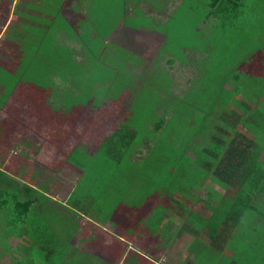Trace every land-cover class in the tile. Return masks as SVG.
Returning <instances> with one entry per match:
<instances>
[{"label": "trees", "instance_id": "1", "mask_svg": "<svg viewBox=\"0 0 264 264\" xmlns=\"http://www.w3.org/2000/svg\"><path fill=\"white\" fill-rule=\"evenodd\" d=\"M52 1L50 0L52 3L47 12L53 16V19L44 20L48 28L45 32L41 30L40 33H33L29 39L28 69L31 77L22 78L21 80L25 83L18 84L15 95L11 97L19 101L27 100L24 103L34 106L37 96L46 107H53L55 111L62 112L64 109L66 113L81 112L84 116L92 112L94 115L89 124L97 123V125L91 128L103 130L106 121L112 116L116 102L123 94V87H126L133 79L129 71L121 72L117 64H115L116 69L110 68L109 60L104 58L105 53L119 55V52L123 51L114 44L105 43V39L118 24V22L114 25L106 23L109 13L115 9V4L119 5L117 10L121 22L127 26L125 0H98V2L77 0V4L73 5L74 15H69L70 21L60 16L59 7L63 2ZM241 1L211 0L209 2L208 0L206 6L214 11L215 8L221 9V5L226 4L236 10ZM81 8L85 9V12L82 13ZM169 16L168 18L171 17ZM210 19L204 15V21L201 22L202 29L199 32L193 29L194 32L199 35L204 29L208 30L212 23ZM208 20L211 22L209 23ZM194 27L197 28L198 25ZM58 31H62L70 41L76 42L81 47L83 59L80 63L73 60L72 49L63 43H57L55 32ZM20 37L19 34L17 38L20 39ZM252 45L255 47L249 49L253 52L248 53L246 49L231 67L215 64L217 78H214L215 75L208 70L209 66L206 67L203 63L201 69H198L205 78H199L198 74V84L193 85L186 93L187 95L172 96L174 109L171 115L167 112L168 104L165 98L155 91L153 94L145 95L141 92L136 93L127 114L118 119L119 126L107 143L109 167L116 169L123 179L125 177L130 183L138 184L143 198L149 196L153 198L151 192L160 181H165L164 187L169 188L167 181L173 176L177 177L178 187L184 185L194 192L193 196H187V201L200 203L206 209L215 208L211 213V225L214 226L211 230L213 231L212 246L216 251L226 248L237 250V242L228 246L229 234L236 228L240 218L247 217L249 212L254 210L253 207L256 210L259 209L256 203H264V195L255 197L254 193V188L264 189V158L260 156L264 147L256 148V135L260 132L264 133V57L260 59L258 52L264 51L262 49L264 38L261 42L252 40ZM253 57H255L254 63L251 62ZM210 60L208 58L205 64L210 63ZM2 66L6 67L4 64ZM16 68V71L22 75L21 69ZM6 69L9 72L12 71L8 67ZM97 71L102 73L97 75L95 74ZM104 72L116 75L114 78H106ZM54 74L59 75L63 80L69 77L70 86L79 91V94L74 95L69 91H64L61 95L53 94L56 87L52 84L51 77ZM122 74H126L124 77L126 79L123 80L124 82L121 81L123 85L120 89L116 79L117 75L123 78ZM156 79L162 85L164 82L161 80L165 78ZM257 79L262 81L259 80L258 83ZM249 85L251 87L256 85L255 90H262L253 97V92L250 94L244 89L249 88ZM145 86L149 84L142 85L140 90ZM162 90L164 95L167 94L168 90L165 88ZM52 94L59 100L49 102L48 97ZM256 100L255 105L253 101ZM69 122H72L71 118ZM237 124H241L247 132L253 134L254 139L249 140L246 134L238 133ZM181 125L183 128H180ZM0 131H2L1 128ZM147 141L150 145L148 151L143 154L141 150ZM29 142L26 139L27 148H31V142ZM55 146L58 148V145L55 144ZM135 150L142 153L143 157L132 161ZM25 156L28 157L27 154ZM13 158L12 160H16V157ZM35 176L36 174L33 173L32 177ZM187 177L184 183L183 178ZM210 183L214 184V188ZM216 188L226 193H219ZM157 191H159L158 188ZM41 192L25 183L18 185L11 173L0 170V248L5 252L10 251L11 260L17 264L66 263L63 256L69 247L68 244L64 243L63 246L60 244L62 233L58 231L56 222L51 220L50 214L53 217L55 215L51 211V206L47 205L54 200ZM174 193L183 194L186 197V193L180 189ZM228 195H231L229 198L231 202L227 204L221 202L222 210H220L215 202L222 201L223 196ZM127 199L128 194H124V200ZM67 203L77 205L74 204L72 196L68 198ZM243 206L247 208L246 211L242 208ZM263 207H261L262 211ZM188 214V222L192 226L198 228L203 225L204 220L197 213L190 210ZM213 220H217L216 228ZM256 225H260L257 230H260L258 234L261 235H259L260 239L255 238L253 242L264 243V223L256 222ZM21 231L28 236V239L21 238L19 245L13 247L15 253L19 254L15 257L12 253L13 248L10 249L4 241L12 235L20 236ZM214 240H219L217 243L219 247ZM22 243L25 245L22 246ZM197 244L199 243L195 242L196 246ZM244 245L247 247V243ZM235 263L236 258L231 256L227 264Z\"/></svg>", "mask_w": 264, "mask_h": 264}, {"label": "rangeland", "instance_id": "2", "mask_svg": "<svg viewBox=\"0 0 264 264\" xmlns=\"http://www.w3.org/2000/svg\"><path fill=\"white\" fill-rule=\"evenodd\" d=\"M91 1L98 2V0ZM91 1H89V3ZM210 1L211 0H209V2ZM52 2H50V0H3V3L0 5V61L12 71L14 70L13 67H15V64L13 65L12 63L18 65L17 67L21 69L22 75H17L16 78H19L18 76L25 79L31 77L28 69L30 63V61H28V57L30 56V50H28L30 46L29 39L33 36V33H40L41 30L45 32L48 28L44 20H52L53 17L51 18L50 14L43 11L49 9L51 7L50 3ZM62 2L60 9L64 6V8H62L64 10V17L71 20L67 12L70 13L72 11L73 5L77 4V0H62ZM206 3H208V0H127L126 17H128V19L125 18L127 26L123 25L121 22L122 20L117 10L119 5H114L115 9L109 13L106 23L114 25L118 22V24L117 26L115 25L113 32L105 39V43L114 44L123 51L118 50L121 51L119 55L115 53V55L105 53L104 58L109 60L108 63L111 66L110 68L116 69L115 64H117V67L120 66L121 72L127 73L129 71L133 79L126 87H123V94L116 102L112 116L106 121L103 130H94V128H91L97 125V123H92V125L89 124L90 119L94 115L92 112L90 115L84 116L81 112L73 113L72 111L71 113H66L64 109L62 112L61 110L55 111L53 107H45V103L41 105L40 97L36 100V105L34 107L26 106V109L22 108L20 110V115L16 116L17 119L13 118L10 115L11 112H9L14 106L13 103L16 102L15 98L10 96L9 100H6V102L4 101L5 104L3 107L0 106V122L3 123L0 125L2 130L0 134L2 135L0 136V169L3 168L5 159L11 155L14 156L15 153L19 156L18 152L23 151L22 148L24 146L14 143V139L11 140L4 137V135L7 134L6 130L9 131L10 128H14V125L17 124L18 130L20 133L22 132L20 136L24 137L26 134L29 135V138H27L30 141H35V144H38V149L36 152L32 153L29 161L22 160L15 163L17 164L16 166L11 164L9 171L10 173H14V179L18 185L23 183L25 179V177H23V168L27 166L31 167L36 174L33 179L32 173L31 177L28 178L32 181L31 185L37 186L38 184H42L40 182H45L48 178L58 181V183H56V181H51L50 183L52 184H50L49 187L52 188L50 189V196L53 199H59L61 203H57V205L61 209L56 210L52 207L51 211L55 216L53 217L50 214V217L51 220L56 222V227L60 234L62 233L64 235L67 233V227L69 228L72 220H75L74 224L77 228H80L79 233L81 229L84 228L80 224V218L75 219L79 216L76 214L78 211L76 209L72 210L71 207L74 206L71 203H65L64 196L66 184H68L71 179L77 182L82 176V179L72 195V200L77 201L76 204L85 202V199L89 201V204L86 205L88 210L83 212L79 211L82 218H87V220H92L93 222L96 220L104 225L108 222L112 224H121L125 222L123 225L125 229L127 228L126 231L128 234L131 233V230L126 226L142 222L145 223L149 231H154L157 227L160 238L173 236V232L171 231L173 228H176L179 222V209L185 206L183 203L187 202V196H193L194 192L190 191V189L184 185L178 187L176 181L177 177L171 176L169 178L170 180L167 181L170 185L169 188L168 186L164 187V185H166L165 181H160L157 187L151 192L152 197L155 199L151 198V196L143 198L138 184L130 183L125 177L123 179L117 173L116 169L113 170L114 168L109 167L110 159L107 152V143L119 126L118 119L120 117L123 118L124 114H127L131 105V100L136 93L141 92V94L145 95L146 93L153 94L155 91V93L165 98L168 104L167 112L171 115L174 109L172 107L174 103L172 96L176 95L183 97L193 85L198 84V74L200 75L199 78H205L201 75V71L199 70L203 63L206 67L209 66L208 70L211 71L212 75H215V64L231 67L240 54L245 53L246 49H248V53L253 52L249 49L255 47V45H252V40H254V42H261L264 38V0H242L240 6L237 7L236 10L226 6L223 2L222 4L224 5H221V9L215 8L214 11H212L209 10ZM25 4L31 9L40 11V13L27 11L28 8L25 7ZM98 5L106 6L105 4ZM174 7L175 11H173ZM172 11L173 15L170 14ZM107 12H109V10ZM28 14L29 16L27 17L26 15ZM23 15L26 17H23ZM204 15L211 18L210 20H212V23L209 25L210 28H208V30L204 29L198 35L193 29L197 32L202 29L203 24L201 22L204 21ZM168 16L170 18H168ZM210 20H208L209 23L211 22ZM57 24H60L59 20ZM195 25H198V27L195 28ZM19 34L21 36L20 39L17 38ZM56 38L58 40L57 43H63L72 49V58L75 62L80 63L82 61L81 47L77 45L76 42L70 41L67 36L60 31L56 32ZM262 49H264V47ZM258 52L260 59H262L261 57H264V51ZM252 56L253 55H251V57ZM208 58L211 59L210 63L205 64ZM254 58L255 57L252 58L251 62L254 61ZM6 67L0 64V75L2 76L1 78L10 80V76L2 75V72L4 73L7 70ZM100 73H102V71H97L95 74L100 75ZM97 75H95V77H97ZM104 75L106 78H114L116 74H107V72H104ZM122 75H124L123 78L121 75H117L118 78L116 79L120 89L122 88L123 80L126 79L124 78L126 74ZM215 77L216 75L214 78ZM1 78L0 95L9 88ZM156 78H165L161 80L164 83L161 85L160 81ZM259 80L260 79H257L258 83ZM10 81L12 82L11 88H13V86L15 87L14 80ZM68 81L69 77L63 80L59 75L54 74L51 77V82L54 87H56L53 94L56 93V95H61L64 91L72 92L74 95L79 94V91L70 86ZM143 82H145V84H143ZM147 84H149V86H145L140 90L142 85ZM257 85L259 86V84ZM162 86L165 90H168L165 95L163 94L162 89L164 88ZM255 87L256 85L254 87L249 85V88L245 87L244 89L248 90L250 94L253 92L252 95L254 97L257 96L255 95L256 93L262 90H255ZM53 94L48 97L49 102L59 100V98H56V95L54 96ZM0 97H2L0 98L1 104L3 96ZM110 99L111 98H109V100ZM12 100L15 101L12 102ZM25 102H27V100H25ZM253 102H255V105L257 104V100ZM163 108L165 107L163 106ZM13 111L16 112L14 109ZM61 117L62 121H60ZM70 118L74 123L69 122ZM180 128H183V126L181 125ZM4 129H6L5 132H3ZM236 129L238 133L246 134L249 140L254 139L253 134L247 132L241 124H237ZM10 132L15 133V129H10ZM256 136V148L264 147V133L260 132ZM16 140L17 138H15V141ZM55 144L58 145V148ZM149 145V141L143 145L141 150L143 154L148 151ZM42 146L44 147L41 150ZM50 146H52V148ZM82 150L83 152H81ZM142 153L140 154V152H136L135 150L131 160L134 161L137 158H142ZM260 156L264 158V151H262ZM183 179L185 183L188 177ZM59 182L63 185L60 190L61 193L56 195L55 192L59 190ZM210 185L214 188V184L210 183ZM90 186L96 189V194L94 196H91L89 191L85 193L86 188L88 187L90 189ZM157 188L159 191H157ZM177 189L186 193V197H184L183 194L179 195L178 193H174ZM216 189L221 193H226L224 190H220V188ZM102 190V194H98V192ZM82 193L86 196H82ZM254 193L255 197L264 195V189L258 188L256 190L254 188ZM124 194H128L127 200H124ZM212 194L208 195L212 196ZM230 197L231 195L223 196L224 199L222 201L217 200L215 204H218L219 209L222 210V208H220L222 206L221 202L223 204L231 202L229 199ZM151 202L153 203V213L148 214L152 212V209L149 208V203ZM194 204H197V202ZM256 204L259 205L256 206L259 209L256 210L254 207V210L250 209L249 215L243 219L240 218L236 228L228 236L230 243L228 246L237 242V250L226 248L224 250L214 251L213 249H207L205 246L206 241L203 240L199 242V247L193 249L195 262L197 264H227L229 260H231V256H234L236 258L235 264H264V243L253 242L255 238L260 239L259 235L261 234H258L260 230H257L260 225H256V222L260 224L261 222L264 223V210H261L264 203ZM145 205H149L147 209H143ZM196 207L198 208V205H196ZM242 208H244V211L247 210L244 206ZM214 210L215 208L212 209L209 207V209H205L203 213L209 216ZM172 219H175V221ZM170 221L173 223L177 222V224L171 226V231L169 227ZM189 226L190 228H188L187 231L190 232V236L196 241V231H192L196 230V228L190 223ZM118 229L119 227L115 229L116 233H118ZM96 233L97 231L94 229H91L89 232L90 236L88 241L93 242L94 245H96V241L100 239L96 238L100 233ZM178 233L180 235H188L185 233L184 228H179ZM68 234L70 235L69 232ZM72 237L73 242H71V245L75 246L77 243L78 246L79 241L77 239L75 240L76 232L71 238ZM21 238H23V236L17 237L16 239L11 236L4 241V244L11 249L19 245ZM245 243H247V247L244 245ZM22 244V246L25 245V243ZM136 245H139L138 242H136ZM14 249L15 248H13V250ZM169 249L172 253L178 254V252H180L179 248L176 251H172V249H175L171 247ZM74 251L75 250L70 246L67 252L71 254V252ZM7 253H10V251ZM12 253H14L15 257L17 256L15 250L12 251ZM68 254H66L65 257L70 264L73 262L74 264L79 263L75 258L71 259L70 256L67 257ZM73 255L77 254L74 252ZM172 260L174 261V259ZM10 261V255L6 254L5 250L1 249L0 264H6V262L9 264ZM80 263L88 264L85 260L80 261Z\"/></svg>", "mask_w": 264, "mask_h": 264}, {"label": "crops", "instance_id": "3", "mask_svg": "<svg viewBox=\"0 0 264 264\" xmlns=\"http://www.w3.org/2000/svg\"><path fill=\"white\" fill-rule=\"evenodd\" d=\"M60 2H62V0H60ZM1 3H3V0L0 1V5H1ZM126 5H127V0H125V7H126ZM25 7L28 8L27 11H34L38 14L40 13V11L29 8V6H27L26 4H25ZM62 8H64V6L61 7V9L59 7L60 16L64 17V12H63L64 10ZM47 10L48 9H46L43 12L46 13ZM81 12L82 13L85 12V9L81 8ZM47 14H50V13L47 12ZM67 14L68 15H74L73 8H72V11L70 13L67 12ZM26 16L28 17L29 14ZM26 16L23 15V17H26ZM52 17L53 16L51 15V18ZM60 32H62V31H60ZM15 58H16V56H15ZM0 64L2 65V61H0ZM12 64L13 65L15 64L14 70L11 72H9V70H6L4 73L2 72V75L10 76L11 77L10 80H14L15 87L13 86V88H11L12 82L7 78H4V79L1 78L2 76L0 75L1 80L4 83H6L7 87H9V88H7L6 91H3L0 95V96H3V101L0 104L1 107H3L6 100H9L10 96L15 95L16 86L20 83L21 84L25 83V81L21 80L22 78H20V76H18L19 78H16L17 75H21V74H19L18 71H16L17 70V68H16L17 64L16 63H12ZM0 98H2V97H0ZM37 99H38V97L36 96L35 101H34L35 105H36ZM15 100H16V98H15ZM15 100H12V102ZM24 102L25 101L16 100V102L13 103L14 106L9 111V112H11L10 115L13 118L17 119L16 116L20 115V110L22 108L26 109V106H32V105H30L28 103H24ZM40 104L41 105L44 104V102L41 101V99H40ZM34 106H32V107H34ZM13 109L16 112H14ZM6 129H4L3 132H5ZM10 129L11 130L15 129V133H8L9 131L6 130L7 134H5L4 137L11 139V140L14 139V143H16L20 146H24V147L22 148L23 151L18 152L19 156H17L16 155L17 153H15L14 156L11 155L7 159L4 160L3 168H1L0 170H6V172H9V173H10L9 170L11 168L10 167L11 164L12 165L14 164L16 166L17 164H15V163L20 162L22 160L29 161L32 153L36 152L38 149V144H35V141H30L28 139L29 135L24 134L25 135L24 137L20 136V134L22 132L20 133V131L18 130L17 124L14 125V128L12 127ZM1 132L2 131H0V134H1ZM0 136H2V135H0ZM15 138H17L16 141H15ZM26 139H27V141L29 140L31 142V148L26 147V143H25ZM43 147L44 146L41 147V150L43 149ZM50 147L52 148V146H50ZM81 152H83V150ZM22 153H23V155H22ZM26 154L28 157L25 156ZM13 157H16L15 158L16 160H12V159H14ZM31 173L32 174L34 173V170L31 167L27 166L26 168L25 167L23 168V175H24L23 177H25L23 183L37 188V190L42 191L47 197L54 200L53 202H48L50 204H47V205L51 206V209H52V207L56 210L61 209L57 205V203H59V204L61 203V202H59V199H53L50 196L51 195L50 189H52L51 187H49V185L52 184L50 182L51 181L54 182L56 180L48 178V180L45 181L46 183L40 182L42 184H38L37 186H34V185H31L32 181H30V179H28L31 177ZM11 174L13 175V177L15 176L14 173H11ZM32 179H33V177H32ZM81 179H82V176H81L80 180ZM80 180H78L76 182L74 179H71L70 182L68 184H66V192L64 195L65 196V203H67L68 198L73 195V193H74L77 185L79 184ZM59 181H61V180H59ZM56 183H58V181H56ZM62 185L63 184H61L59 182V184H58L59 190L56 189L57 190L55 192L56 195L61 193L60 190H61ZM39 186H40V188H39ZM101 187H103V186H101ZM101 187H100V189H101ZM87 191H89L91 193V196H94L96 194L95 187L92 188V186H90V189L87 187L85 190V193H87ZM217 191H219V190H217ZM102 192H103V190L99 191L98 194H102ZM219 193H221V192L219 191ZM82 196H86V195L84 193H82ZM76 203H77V201H75V204ZM194 203L195 202H189V201H187L186 203H183V204H185V206H183L181 209H179L180 212L178 215V217H179L178 224H177V222L173 223L170 221L171 222L169 225L170 231L172 228L171 226L177 224L176 228L175 229L173 228V230L171 231V232H173V236L160 238L158 235L159 232H158L157 227L154 229V231L153 230L149 231L148 227L145 226V223H142V222H137L136 224H132V225L127 224L128 226H126V227H128L131 230V233L128 234L126 231L127 228L125 229L124 225H123V224H125V222H122L121 224L120 223L119 224H112V223L108 222L107 224L104 225V224H102L96 220L93 222L92 220H87V218H82V215L80 214L79 211L83 212V211L88 210L86 208V205L89 204V201L85 199V202H81L80 204L73 205L74 207H71L72 210L76 209L78 211V212H76V214H78L79 216L76 217L75 219L80 218V224H81V226L84 227L80 231L81 234L79 233L80 228H77L76 225L74 224L75 220L74 221L72 220L70 225H69V228L67 227V233H65L66 235L62 234L59 242L62 246L65 243V244H68V247L71 246V248L75 250L74 252L77 255H73L74 252H71V254H68L69 252H67L66 254H68L67 257L70 256L71 259L75 258L76 260L79 261V263H80V261L85 260V261H87L88 264H157V263H160V264H195L196 262H195V256L193 255V249L195 247H199V244H197V246H196L195 242L199 243L200 241L202 242L204 240V241H206L205 246L207 247V249H213L214 251H216V249L212 246L213 245L212 244V242H213L212 232L213 231L211 229H213L214 226L211 225V220H212L211 214L209 216H206L205 213H203V211L206 209V207L200 203H197V204H194ZM149 204H150L149 208L152 209V212L148 213V214H152L153 213V203L151 202ZM196 205H198V208L196 207ZM148 206L149 205H145L143 207V209L144 208L147 209ZM35 208L38 209L37 206H35ZM41 208H42V206H41ZM190 210L197 213V215L202 217V219L204 220L202 226L196 228V230H192V231H196V236H197L196 241H194V238L190 236V232L187 231V229L190 228L189 222H188V218H189L188 213L190 212ZM121 213H122V211H121ZM144 213L147 214L146 212H144ZM172 220L175 221V219H172ZM213 221H214L213 223H214L215 228H216L215 221H217V220H213ZM87 222H89V223H87ZM105 222H107V221H105ZM26 225H27V223L25 224V226ZM66 226H67V224H66ZM118 227H119L118 233H116L115 229ZM179 228H184L185 233L188 235H184V234L180 235L178 233ZM91 229H94L95 231H97V233H100L96 237V238H100L96 241V245H94L93 242L88 241V238L90 236L89 232ZM83 231H85V232H83ZM68 232L70 233V235L68 234ZM75 232H76L75 240L77 239L79 241L78 246H77V243L75 244V246L71 245V242H73L72 241L73 237L71 238V236H73V234ZM82 232H83V234H82ZM199 233H201V234H199ZM19 234H20V236H23L24 240L28 239V236H26L23 231H21V233H19ZM20 236L12 235V237H14L15 239L17 237H20ZM214 238H215V235H214ZM82 240H84V241H82ZM214 241H215L216 246L219 247V245L217 244L219 242V240L218 241L214 240ZM136 242H138L139 245H136ZM86 243H87V245H86ZM170 247L175 249V250L172 249V251H176L179 248L180 252H178V254L172 253L169 249ZM6 254H9V253L6 252ZM15 254L17 256L19 255L18 253H15ZM66 254H64L63 260L67 259L65 257ZM13 255H14V253H13ZM172 259H174V261ZM79 263H76V264H79ZM6 264H7V262H6ZM9 264H16V263L11 260L9 262ZM65 264H70V263L66 260ZM71 264H74V262Z\"/></svg>", "mask_w": 264, "mask_h": 264}, {"label": "built area", "instance_id": "4", "mask_svg": "<svg viewBox=\"0 0 264 264\" xmlns=\"http://www.w3.org/2000/svg\"><path fill=\"white\" fill-rule=\"evenodd\" d=\"M157 264H160V263H157Z\"/></svg>", "mask_w": 264, "mask_h": 264}]
</instances>
